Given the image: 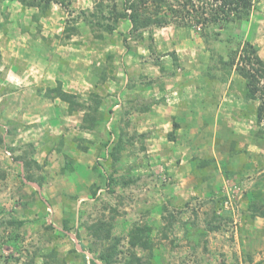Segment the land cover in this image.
Instances as JSON below:
<instances>
[{"label":"rangeland","instance_id":"1","mask_svg":"<svg viewBox=\"0 0 264 264\" xmlns=\"http://www.w3.org/2000/svg\"><path fill=\"white\" fill-rule=\"evenodd\" d=\"M102 2L121 7L0 0V264H103L114 238L113 264H135L134 252L148 264H264L261 101L220 63L245 43L264 60V0L207 39L175 23L93 28ZM58 83L77 105L47 96ZM101 221L111 240L90 231ZM135 225L151 229L152 257L130 247Z\"/></svg>","mask_w":264,"mask_h":264},{"label":"trees","instance_id":"2","mask_svg":"<svg viewBox=\"0 0 264 264\" xmlns=\"http://www.w3.org/2000/svg\"><path fill=\"white\" fill-rule=\"evenodd\" d=\"M53 0H19V2L29 8H41L44 4L50 5ZM64 3V0H60ZM256 0H121L118 6L111 9L110 14L103 11L104 4L100 3L99 13H92L90 25L93 28H101L107 32L113 31L110 21L118 23L120 20H127L131 25V31L140 32L146 29L163 28L175 23L179 28L196 29L198 35L207 39L210 32L218 27L229 26L236 23H243L250 17ZM177 4V5H176ZM180 5V7L178 6ZM218 34V33H217ZM231 57L228 60L220 59V63L226 70H233L246 81V99L248 101L260 100L261 107L257 112V122L261 124L264 121V60L259 56L258 50L251 43H245L243 49L232 50ZM55 96L62 102L71 106L77 105L75 101L77 96L64 91L62 85L47 90V96ZM94 113H86L84 119V128L94 130L97 127L98 109ZM109 144H106V147ZM124 147L118 144L112 153L113 163L117 162ZM85 152L87 148L83 149ZM21 160H24L21 157ZM200 167H211L214 161L210 159H201ZM73 161L69 160L66 164L68 170L72 167ZM30 178H33L32 176ZM113 181V180H112ZM99 188L97 187V190ZM93 196H96L94 191ZM255 212L264 211V204H255ZM12 224V223H11ZM65 229H69L66 221ZM91 227V226H90ZM218 230L217 227L212 228ZM92 233L96 237L104 236L100 239L111 240V228L102 221L92 226ZM151 229L148 226L135 225L129 233V244L131 248L140 249L141 252H148L152 257L153 244L151 241ZM186 233L187 238L191 236ZM16 241V240H15ZM120 239H113L112 243L106 248L98 251V258L103 264H113L114 258L119 254ZM134 252V251H133ZM135 264L145 263L144 256H138L135 252L131 254ZM95 264V260L92 259Z\"/></svg>","mask_w":264,"mask_h":264}]
</instances>
